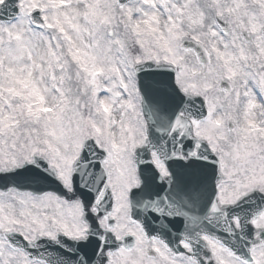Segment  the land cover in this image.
<instances>
[{
  "label": "snow or ice",
  "instance_id": "obj_1",
  "mask_svg": "<svg viewBox=\"0 0 264 264\" xmlns=\"http://www.w3.org/2000/svg\"><path fill=\"white\" fill-rule=\"evenodd\" d=\"M0 264H264V0H0Z\"/></svg>",
  "mask_w": 264,
  "mask_h": 264
}]
</instances>
